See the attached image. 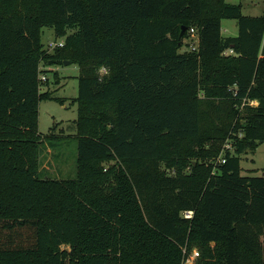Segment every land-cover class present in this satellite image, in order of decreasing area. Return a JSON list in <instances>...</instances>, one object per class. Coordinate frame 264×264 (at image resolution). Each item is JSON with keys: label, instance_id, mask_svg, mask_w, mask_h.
<instances>
[{"label": "trees", "instance_id": "obj_1", "mask_svg": "<svg viewBox=\"0 0 264 264\" xmlns=\"http://www.w3.org/2000/svg\"><path fill=\"white\" fill-rule=\"evenodd\" d=\"M49 25L63 46L43 43ZM66 61L80 67L77 172L59 179L40 168L53 143L39 108L65 100L40 76ZM262 142L264 14L0 0V264H187L193 249L194 264H264V175L241 165Z\"/></svg>", "mask_w": 264, "mask_h": 264}, {"label": "rangeland", "instance_id": "obj_2", "mask_svg": "<svg viewBox=\"0 0 264 264\" xmlns=\"http://www.w3.org/2000/svg\"><path fill=\"white\" fill-rule=\"evenodd\" d=\"M230 2L241 3L243 13L247 15L264 14V0H228ZM239 31L236 19H223L222 33L225 36L237 35ZM42 41L46 46L50 42H64V37H56L53 26H44L42 30ZM183 49H186L185 47ZM48 71V70H47ZM48 75L42 90H50L52 93L63 97L65 102L56 99L43 100L39 108V130L45 135V142H52L53 147L44 149L40 157V168L45 175L66 179L74 177L77 172V129L75 120L78 114V102L74 99L78 95V75L80 67L77 63L65 64L61 66L60 74ZM49 146V145H48ZM241 165L244 174L264 175V142H262L255 152H248L242 155ZM197 249H193L190 258Z\"/></svg>", "mask_w": 264, "mask_h": 264}, {"label": "built area", "instance_id": "obj_3", "mask_svg": "<svg viewBox=\"0 0 264 264\" xmlns=\"http://www.w3.org/2000/svg\"><path fill=\"white\" fill-rule=\"evenodd\" d=\"M191 37L192 38L195 37V39H196L195 41L192 42V44H193L192 48H195V44H197V37H196V34L194 33L193 29H192ZM63 44H64V42H57V41L53 42L52 41V42L49 43V46H50V48H55L57 46H63ZM40 77H41V79H45L46 80V75L45 74L41 75ZM223 162H225V159H223ZM192 214H193V211H186L185 212V216L186 217H191ZM197 257H199V251L198 250L195 251V254L193 255V259H191L190 256L186 259V263L187 264H194L196 262V260H197Z\"/></svg>", "mask_w": 264, "mask_h": 264}, {"label": "crops", "instance_id": "obj_4", "mask_svg": "<svg viewBox=\"0 0 264 264\" xmlns=\"http://www.w3.org/2000/svg\"><path fill=\"white\" fill-rule=\"evenodd\" d=\"M235 3V2H234ZM242 3V2H241ZM48 69L50 70H54V71H58L59 74H60V69H61V66H53V67H48ZM48 77V75L46 76V78Z\"/></svg>", "mask_w": 264, "mask_h": 264}, {"label": "water", "instance_id": "obj_5", "mask_svg": "<svg viewBox=\"0 0 264 264\" xmlns=\"http://www.w3.org/2000/svg\"><path fill=\"white\" fill-rule=\"evenodd\" d=\"M186 26L184 27V29L186 30ZM65 64H70V61H66Z\"/></svg>", "mask_w": 264, "mask_h": 264}]
</instances>
